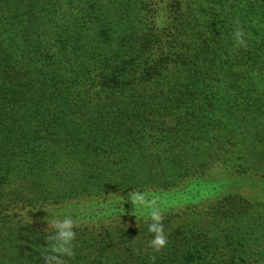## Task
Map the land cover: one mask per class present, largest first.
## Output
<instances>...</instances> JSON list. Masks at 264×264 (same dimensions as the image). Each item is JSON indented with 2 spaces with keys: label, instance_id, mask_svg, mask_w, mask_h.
Returning <instances> with one entry per match:
<instances>
[{
  "label": "trees",
  "instance_id": "1",
  "mask_svg": "<svg viewBox=\"0 0 264 264\" xmlns=\"http://www.w3.org/2000/svg\"><path fill=\"white\" fill-rule=\"evenodd\" d=\"M47 1L26 0L29 10L12 15L8 0H0V167L6 174L48 190L56 177H62L58 165L63 160L73 158L72 162L83 164L89 158L113 157L122 161L121 151L146 134L172 139L176 165L181 164L176 169L185 170L178 173L184 177L186 171L194 175L198 168L188 148L220 145L222 132L235 138L242 128L240 114L250 121L244 124L253 139L264 131V0H89L84 6L89 14L81 18L83 11L73 13L66 23ZM236 22L246 34V48L234 46L231 33ZM58 54L66 65L77 67L92 58L88 64L98 74L90 89L100 102L90 112L65 96L69 87L59 88L61 76L53 71ZM132 75L135 84L127 80ZM65 130L68 137L76 138L59 141L57 136ZM259 170L264 172V166ZM91 173L96 174V169ZM232 173L223 170L192 185H203L201 198L211 206L225 199L247 200L239 188L244 179L255 186L264 181L256 170ZM163 179L158 173L150 177V194L177 190V181ZM120 208L126 213L136 211L125 204ZM239 209L233 204L220 213L234 217L241 213ZM113 215L98 212L84 218L102 221ZM15 218L20 220L18 214ZM14 219L8 221L10 237L20 236L25 228L23 242L28 246V239V250L36 258L20 256L22 250L13 248L0 264H45L40 252L42 245L47 246L46 231L20 226ZM230 244L237 245L231 257L235 258L236 248L247 254L251 241L238 231ZM176 248L175 264L207 260L209 248L204 252L200 244ZM103 249L98 247V256ZM242 256L231 264H243ZM68 264H75L74 259Z\"/></svg>",
  "mask_w": 264,
  "mask_h": 264
},
{
  "label": "rangeland",
  "instance_id": "2",
  "mask_svg": "<svg viewBox=\"0 0 264 264\" xmlns=\"http://www.w3.org/2000/svg\"><path fill=\"white\" fill-rule=\"evenodd\" d=\"M88 1L51 0L49 4L55 6L56 14L63 23H66L73 13L83 11L81 18L89 14L90 9L84 7ZM41 2L48 3L47 0H41ZM8 5L12 8V15L18 13L17 10L26 11L30 8L26 0H8ZM10 29L13 30V28ZM53 40L50 41L52 44ZM91 59H85L86 64L77 67L76 64L66 65V61H62L61 55L58 54L53 69L55 74L61 76L62 85L59 88H62V91L70 88V92L67 91L65 96L79 102V106L84 105L89 112L91 107H95L100 102L96 91L93 88L90 89V85L96 79L95 75L98 74L91 71L94 68L93 64H88L91 63ZM27 71L23 68L21 72L24 74ZM24 75L27 76V73ZM127 80L132 84L137 82L134 75ZM59 92L54 93V96L57 97ZM111 103L113 104L112 101ZM6 110L9 109H3V111ZM242 115L243 113L239 116L242 128L236 131L235 138L222 132L218 135L220 145L212 146L207 143L205 148L203 146L188 148L191 149V160L198 167L194 175H192L193 172L188 171L184 177L178 175L185 170L181 169L177 172L176 168L180 169L181 164L179 162L176 165L178 156L175 143L166 136L162 138L161 135L153 133L154 136L145 134L142 139L121 151L122 161L113 157L96 160L89 158L83 164L72 162L73 158L63 160V165L61 167L58 165V171L63 170L62 177H56L54 184L48 190L39 189L38 183L33 184L19 176L8 175L0 167V179H2L0 183V259L7 257L13 248L22 250L23 254L20 256L28 255L30 259L36 258L28 250L30 247L28 239V246H25L23 242L26 238L25 228L22 229L20 236L10 237L12 224L8 221L11 218L14 219V214H18L20 220L17 218L14 220L20 222V226L46 231L49 227L47 221L50 223V214L46 211L49 206H52L61 214L67 213L72 219L76 217L73 219L74 222L82 224L74 229L77 231L74 241L75 256L72 258L75 264H131L139 260L141 264H144L143 260H146L148 264L160 261H164L165 264H175L174 261L178 257L175 248L180 246L188 248L194 244L204 247V252L209 248L207 260L203 264H231V261L239 259L240 255H243V264H264V184H260L264 181L255 186L254 183L248 184L244 179L239 184V188L247 200L225 199L218 204H210L211 206H208L201 198V194H205L203 185H192L200 179L223 170L227 172V175L231 172L234 175L235 171L250 173L251 170H256L264 176V172L259 170V166H264V157H261L264 150V131L261 129L259 137L253 139L244 124L250 121H246ZM4 119L5 117L2 120ZM57 137L59 141L68 140L67 142L76 138L68 137L66 130ZM3 161L5 158L1 159V162ZM91 169H96V174H92ZM156 173L159 174L160 180L167 178L169 181H177L175 183L177 190L172 191L174 193L150 194L147 181ZM3 175H5L4 178H1ZM189 175L195 176L196 179ZM242 175L244 174L239 176ZM68 179H71V182ZM256 189L263 192H255ZM139 190L148 192L149 200L156 201L164 216L163 224L167 243L166 248L159 252L149 247L152 239L147 226L151 222L148 219L150 210L136 208L129 199L131 192ZM122 204L129 205L128 209L131 210L136 208V211L121 212ZM233 204L240 207L241 213L237 212L234 217L222 216L220 212L229 209ZM98 212L107 216L117 212L118 215L102 221H89L84 218ZM137 212L140 213L137 215ZM133 214L137 216L132 218ZM242 215H247L251 220L243 218ZM99 225L101 226L98 227ZM144 226L146 230H143ZM256 226L262 228H259L261 229L259 234L255 232ZM48 230L51 231V229ZM238 231L251 241V245L248 244L246 247L247 254L240 252V248L237 247V256L231 258L237 245H231L230 242L238 235ZM31 239L32 237L29 241ZM83 241H86V244H83ZM39 242L42 244L43 239ZM35 244L38 245V243ZM43 247H47L46 244L41 248ZM98 247L105 248L102 256H98ZM152 257H155L154 261Z\"/></svg>",
  "mask_w": 264,
  "mask_h": 264
},
{
  "label": "clouds",
  "instance_id": "3",
  "mask_svg": "<svg viewBox=\"0 0 264 264\" xmlns=\"http://www.w3.org/2000/svg\"><path fill=\"white\" fill-rule=\"evenodd\" d=\"M231 38L234 46L247 47L246 34L239 22H236ZM129 199L136 208L150 210L148 219L151 222L148 224V232L152 234V239L149 242V247L155 252H159L167 243L163 224L164 216L161 209L154 199L149 200L147 194L141 191L131 192ZM46 212L50 214V223L48 221L47 223L48 229H51V231L46 230L47 247H43L40 254L44 257L45 264H68V261L75 256L74 241L77 233L74 229L76 224L67 213L61 214L58 210H54L52 206H49ZM152 259L154 261L155 257H152Z\"/></svg>",
  "mask_w": 264,
  "mask_h": 264
}]
</instances>
